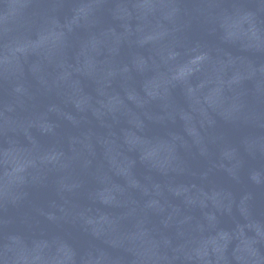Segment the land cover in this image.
<instances>
[{"label":"water","instance_id":"water-1","mask_svg":"<svg viewBox=\"0 0 264 264\" xmlns=\"http://www.w3.org/2000/svg\"><path fill=\"white\" fill-rule=\"evenodd\" d=\"M0 264H264V0H0Z\"/></svg>","mask_w":264,"mask_h":264}]
</instances>
